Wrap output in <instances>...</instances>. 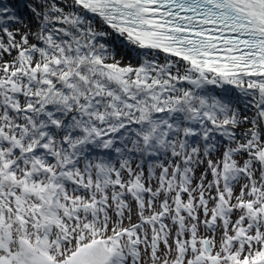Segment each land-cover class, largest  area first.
<instances>
[{
  "label": "snow or ice",
  "instance_id": "obj_1",
  "mask_svg": "<svg viewBox=\"0 0 264 264\" xmlns=\"http://www.w3.org/2000/svg\"><path fill=\"white\" fill-rule=\"evenodd\" d=\"M0 264H264V0H0Z\"/></svg>",
  "mask_w": 264,
  "mask_h": 264
}]
</instances>
